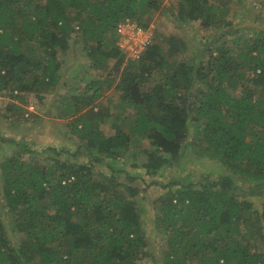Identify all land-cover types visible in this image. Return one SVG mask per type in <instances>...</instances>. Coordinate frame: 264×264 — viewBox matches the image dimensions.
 I'll return each mask as SVG.
<instances>
[{
    "label": "trees",
    "instance_id": "obj_1",
    "mask_svg": "<svg viewBox=\"0 0 264 264\" xmlns=\"http://www.w3.org/2000/svg\"><path fill=\"white\" fill-rule=\"evenodd\" d=\"M143 4L159 7L157 0H0V94L40 101L57 94L56 48L70 47L75 23L82 54L119 92L112 114L100 103L101 80L61 98L58 117L71 119L76 150L0 132V146L14 147L0 161V264H264V199L258 208L253 201L264 191V26L242 35L224 3L179 0L173 22L217 38L186 58V38L153 37L130 60L114 31L126 18L141 25ZM0 112L11 128L24 115L14 103ZM191 128L222 172L160 181L182 161ZM139 140L149 147L133 153ZM149 189L165 192L149 200ZM153 231L165 236L159 251Z\"/></svg>",
    "mask_w": 264,
    "mask_h": 264
},
{
    "label": "rangeland",
    "instance_id": "obj_2",
    "mask_svg": "<svg viewBox=\"0 0 264 264\" xmlns=\"http://www.w3.org/2000/svg\"><path fill=\"white\" fill-rule=\"evenodd\" d=\"M157 8H147L146 4H143L142 8L146 9L144 14L139 17L138 21L141 25L147 28L146 30L152 33L155 40L159 41L162 35L178 34L186 42V52L184 56L186 58L192 57L194 49H202V45L206 46V42L211 41L213 38H217L214 34H205L203 31L198 29V24L192 26L180 25L173 22V18L170 13L175 12V6L178 5L179 0H157ZM215 3H224V6L230 10V15L228 18L231 22L239 28L241 34L244 35L248 30L254 29V27L264 26V0H210ZM148 2V1H147ZM73 33L69 39V48L66 51H61L56 48V59L60 64V72L63 77V84L59 87L57 94L47 95L40 101L32 94L20 95L22 100L17 97H11L8 92L6 94H0V109L4 108L8 104H16L24 109L23 118H21L20 124L17 127H6L3 118L5 115L0 112V132L5 133L6 136H13V138L32 140L37 145H49V146H59L64 145L69 149L76 150V145L79 139L76 138L72 133L69 126L70 120L61 119L58 117L61 111L60 102L61 98L70 95H77L82 92V87L86 82H91L95 80H101V86H103L102 95L100 98V103L104 107H108L109 112L112 114L115 110L111 105L118 103L119 92L113 90L114 83L110 85L107 89V84L105 83V74L101 71L93 68L90 60L82 54V46L80 41L82 37L77 30L78 26L76 23L73 24ZM178 27L177 31L175 28ZM149 31V32H150ZM219 36V34H217ZM233 37H230L232 39ZM79 40L77 44L73 46V40ZM202 44V45H201ZM93 45H97L95 42ZM165 47V46H164ZM180 56H176L175 59H180ZM81 82V83H80ZM64 85V86H63ZM152 86L147 84L146 88ZM16 95L15 93L13 94ZM131 116L132 112L128 111ZM7 121V120H5ZM127 125V124H126ZM125 127V125H124ZM5 128H8L5 130ZM8 130L9 131L8 133ZM99 130L105 135L111 134L110 125L106 120L100 121ZM197 128H191L192 137L194 139H189L185 149L183 150V158L181 162H176L171 170L165 171L163 173L160 181L166 182L169 177L177 175L178 173L182 175L191 174V172H196L199 174H213L217 175L222 172L220 165L213 160L208 154H205L202 149V143L200 142V134L196 132ZM38 145V146H39ZM147 140H139L138 143L132 146L133 153H142L143 150L148 149ZM14 147L8 145L0 146V161L3 158L10 157L13 152ZM21 152V150L19 151ZM44 160V157L40 158V162ZM139 161H141L139 159ZM132 171V170H131ZM135 174L141 173V170L134 172ZM1 186V181H0ZM164 190L159 189H149L147 194L149 195V200L158 198L160 195L164 194ZM254 207H259L260 199H264V191L257 192V195H253ZM260 197V199H259ZM139 198V197H138ZM139 202V200H138ZM141 203V202H140ZM143 202L140 205L141 217L144 221L147 220L149 213L147 209L143 207ZM149 225V223L145 222ZM147 225V226H148ZM154 232V231H153ZM154 239L156 240L155 249L158 251L164 245V235H156L154 232ZM141 264H150L148 260H144Z\"/></svg>",
    "mask_w": 264,
    "mask_h": 264
},
{
    "label": "built area",
    "instance_id": "obj_3",
    "mask_svg": "<svg viewBox=\"0 0 264 264\" xmlns=\"http://www.w3.org/2000/svg\"><path fill=\"white\" fill-rule=\"evenodd\" d=\"M138 23L126 18L115 28L116 46L126 55L127 59L137 60L146 48L152 44V33Z\"/></svg>",
    "mask_w": 264,
    "mask_h": 264
}]
</instances>
